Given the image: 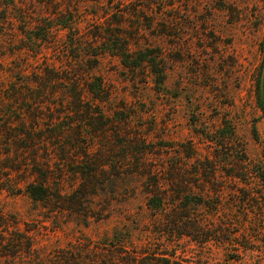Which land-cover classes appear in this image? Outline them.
I'll use <instances>...</instances> for the list:
<instances>
[{"label":"rangeland","instance_id":"rangeland-1","mask_svg":"<svg viewBox=\"0 0 264 264\" xmlns=\"http://www.w3.org/2000/svg\"><path fill=\"white\" fill-rule=\"evenodd\" d=\"M263 66L264 0H0V264H264ZM156 189L211 191L221 242L159 232Z\"/></svg>","mask_w":264,"mask_h":264},{"label":"trees","instance_id":"trees-1","mask_svg":"<svg viewBox=\"0 0 264 264\" xmlns=\"http://www.w3.org/2000/svg\"><path fill=\"white\" fill-rule=\"evenodd\" d=\"M118 50H120L119 55L122 57L123 62L126 65L139 66L142 63L140 61L147 60L145 57H137L135 60L131 59V61L129 60V57L132 55L130 51H128L129 49L127 50L126 48L121 47V49ZM138 58L140 59L138 60ZM154 72L159 75L158 82L163 83L165 81L164 69H158ZM101 88V85H99L96 89H92V91L98 93ZM256 97L258 106L264 115L263 71L256 86ZM10 126V121L1 118L0 134L8 133L11 129V133L7 134L10 139V143L13 141L17 142L18 140H16V137H19L20 135H17L18 133H14V137L11 138L9 135L13 133L14 129ZM208 161L209 160L202 162L203 167L206 168L205 171H207L208 168H210L209 170L215 169L216 165H207ZM210 175L212 176V174ZM44 185L29 184L27 185V191L33 198L45 200L48 197V190ZM152 194L153 195L149 197L148 205L150 209L158 212L159 215L162 216V222L158 225L160 226L158 227L159 232L167 234L172 238L179 237L180 239L187 236L191 240L195 241L197 245H201L202 247H206V245L212 242H221L222 238L220 226L211 225L206 219L208 215L210 216L211 214H216L220 205L218 197L216 199L211 194V191L207 190L204 194L196 196L193 193H182L180 190H175L168 194L167 192H162L156 189V192H152ZM168 196H173L175 198V202L169 203L167 201ZM167 204L170 205L167 206ZM195 206H199L201 209L203 208L205 210L211 209V212L206 217L200 218L198 215H195L194 211H192ZM159 250L160 249L155 248L151 250L144 249L134 253H129L127 256L119 258L114 257L113 264H213L209 261L210 257L206 254L197 253L196 255L189 257L185 254H180L178 251L179 249L177 248L172 250ZM73 262L68 264H76L75 261Z\"/></svg>","mask_w":264,"mask_h":264}]
</instances>
